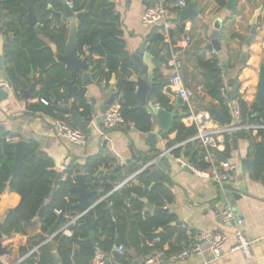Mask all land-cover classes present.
Wrapping results in <instances>:
<instances>
[{"label": "trees", "instance_id": "1", "mask_svg": "<svg viewBox=\"0 0 264 264\" xmlns=\"http://www.w3.org/2000/svg\"><path fill=\"white\" fill-rule=\"evenodd\" d=\"M33 1L42 37L53 44L59 53H62L65 48L66 27L63 24L53 27L47 8L50 6L56 11H61L63 4L68 2L77 12L85 13L77 27L79 56H83L84 50L89 48L90 57H98L92 71L95 84L102 82L108 84L111 77L115 76L116 103L119 106L123 125L130 123L141 133L151 132V115L139 108L134 100L135 84L130 81L134 70L129 64L126 43L113 2L111 0ZM173 1L165 0V4H173ZM218 5L223 7L225 2L219 0ZM2 9L8 19L3 23V31L6 35H13V38L5 44L4 60L6 73L14 88H18L19 76H21L18 56L21 51L27 49L31 54L30 61L33 68L36 65L40 68V74L35 83L41 85V90L34 96L39 95V100L54 99L56 102L63 100L64 93H61L56 85L61 80L70 78L71 73L55 63L51 49L33 32L32 28L24 24L27 1L6 0L2 4ZM147 40L156 52L166 47L158 28L151 30ZM166 53L164 59L169 68V52ZM198 67L203 72V91L211 100L218 103L219 113L227 123H230L232 120L230 110L221 95L224 66L221 67L218 60L213 58L207 61L198 60ZM151 82L149 98L159 108L170 109V98L165 94V91L167 93L169 91L167 90L169 81L157 71ZM235 103L240 108V117L244 123L260 124V121L253 117L257 113V101L249 106L237 94ZM79 108L83 109L80 113L82 117L91 116L88 105L82 99L76 100L71 109L77 112ZM27 110L64 120L72 128L86 132L74 116L65 118L64 115L57 113L52 105L45 106L38 102V104H29ZM171 130L176 133V138L169 142L170 147L196 134L194 127H185L177 117L174 118ZM241 133L243 132L224 134L223 144L227 157H229L232 140ZM244 135L249 144L248 157L251 158L249 178L264 186V144L258 141L262 139L264 131L258 130L254 135L252 131H248ZM13 154L9 143L4 138L0 140V196L5 191H9L20 197L19 204L6 213L1 233L6 238L13 235L27 238V244L19 248L20 257L36 248L21 264H57L55 257L59 258L60 264H92L97 250L104 255H109L115 245L122 246L125 251L122 256L113 255V259L121 264H130L133 258L145 257L152 251L162 249L165 244L169 246L165 253L168 258L186 243V229L170 225L176 221L173 215L165 216L159 213L143 215L144 205L140 201L143 192L147 202L155 208L168 207L173 203L174 196L168 187V178L164 173L145 170L110 194L108 199H103L93 207L89 215L96 223V230L94 242H90L88 229L82 225V219L69 228L70 236L59 231L69 217L80 213L73 208L74 194L70 191L74 185L72 178L76 174L85 175L89 187L94 191L89 200L92 205L106 194V192H98L100 185L113 183L116 180L115 173L112 171L117 164L116 159L108 151L101 150L97 155L87 158L83 165L70 163L63 172L66 181L60 182L53 191L56 178L54 161L41 152L36 143H29L23 164L18 172L10 177ZM171 154L174 159L183 158L197 169L204 170L208 167L203 159L204 153L200 152L195 142L174 148ZM102 167L105 172L98 174V170ZM137 171V166L129 165L124 180ZM107 207H110V212L107 211ZM50 237L52 238L48 241ZM154 238H159L160 242L151 246L150 243ZM0 264L4 263L0 262Z\"/></svg>", "mask_w": 264, "mask_h": 264}, {"label": "crops", "instance_id": "2", "mask_svg": "<svg viewBox=\"0 0 264 264\" xmlns=\"http://www.w3.org/2000/svg\"><path fill=\"white\" fill-rule=\"evenodd\" d=\"M111 1L115 6V12L119 18L120 29L126 43L128 58L130 55L135 54L142 45L143 41L146 40L147 44L153 48V57L160 58V66L155 68L153 77L158 71L164 79L169 81L172 76V71L167 67L164 59V56L167 55L166 52H168L167 44L164 42L166 47L162 48L161 51L156 52L154 47L147 40V36L153 28L143 29L140 24V16L146 9L144 4L145 0H129V2L127 0ZM155 1L156 0H153L151 4ZM178 1L180 0H174L172 2L173 6ZM185 1L186 4L190 2V0ZM193 1L195 9H198L200 6H204V9L199 12L200 14L192 23L185 21L182 25H179L175 16L181 10L173 8L171 11L174 26L173 32L178 35V39L180 40L178 47L179 58L182 63L180 71L181 80L185 87L195 92V97L191 102L192 107L195 110L208 111L207 108H214L218 111V103L211 100L202 89L203 72L198 67V60L207 61L213 58L218 60L221 67L224 66L225 62L228 64L225 75L223 74V81L226 86L227 93L229 94L230 92V89L227 87L229 82L227 77H229L231 80H237L239 82L237 94L240 98L249 106L254 104L256 102V88L259 78V68L264 60V52L261 49V44L264 40V0H238L235 14L228 12L225 9V5L223 7H219V0ZM223 1L226 2V0ZM64 4L72 8L70 3L65 2ZM257 9H260L257 29L258 34L250 46L247 47L246 51L248 52V57L245 66L241 67L238 65V59L241 56L244 41L249 35V20ZM53 12L62 11H56L53 9ZM4 16L5 19L3 23L8 20L5 12ZM51 20L53 27H57L58 24L67 26V20L63 17L57 21V24L54 23L53 18ZM215 30L219 32L218 41L220 43V50L217 52L208 50L207 48V45L210 43L211 33ZM39 37H41V40L50 49L54 47V45L47 39L43 38L42 35ZM30 55L31 54L28 50L24 49L18 56V64L21 65V76H19L18 88L26 91L29 90L31 84L34 85L32 97L28 101H23L20 93H15V91L7 89L5 83L0 81V88H4L9 93L8 99L0 102V126H2L6 132V136L3 137L4 139L6 137H12L17 140H25L28 143H36L39 150L47 154L54 161L56 173L61 172L62 174L70 163L83 165L87 158L97 155L101 150L108 151L109 154L116 159L117 164H121L123 160L129 158V141L132 142L135 155L138 156L139 160L129 161L121 168L124 177L127 176L126 171L129 165L137 166L139 171L143 166L151 162L146 159V157L141 155V152L147 150L144 138L150 133H154L157 136L161 131L155 118L151 116L152 130L149 133H141L137 131L130 123L124 125L121 124L117 128L107 131L102 127V123L99 124L96 121V116L99 115L98 107H100L102 102L110 96L107 89L110 86L111 79L108 84L102 82L97 85L93 81L91 84H87L85 86L87 93L85 99L82 100L88 105L91 116L89 118L82 117L80 115L83 110L82 108H79L77 113L85 121L89 122L88 126L90 128V132H87L82 126L86 131L84 132L87 136L86 144L83 146H74L70 145L63 139L56 137L54 123L55 121L61 119H55L51 116L45 115L44 113H34L27 110V106L29 104H38L40 101L38 97L39 95L35 97L34 94L41 90V85H37L35 83V80L40 74V68L38 65L33 68L30 61ZM97 60V56H91L89 68L93 65L95 66V61ZM131 67L133 68V66ZM134 73L135 70L130 78V81L132 82L135 81ZM90 77L91 80H93L92 74ZM68 79H73L72 75ZM57 85L56 87L59 88L60 92L65 95L64 88L58 87ZM78 85L83 86L81 82H79ZM167 90H169L168 87ZM113 92L116 93L115 84L113 86ZM165 94L170 98L171 105V108L166 111L173 115V121L175 117L179 118L178 116L180 114L187 113V108L181 101L179 107L174 105L176 95L172 91L169 90L168 93L165 91ZM90 98L95 101V106L90 104ZM147 102H153L157 109H161L149 97L147 98ZM233 102L235 103V100ZM233 102L229 101L228 96L226 104L230 110L231 118L232 111L230 105ZM70 103L71 104L68 107L63 108L71 109L74 102L70 101ZM62 115H64L65 118L72 116L65 114ZM179 119L182 122L183 118ZM79 123L81 124V122ZM242 132L243 133H241L236 139L232 140L231 149L228 153L229 157H227L225 153V146L223 143L218 144L217 148L213 151V156L217 163L222 162L218 158L219 155L226 159V161L223 162H228L231 165V178L225 185V188L230 189L239 196L234 201L237 212L234 214L236 219L240 221L239 229L242 235L249 242H251L252 258H245L239 251L230 252V249L236 243L234 235L237 229L236 224L220 223L216 218L217 209L230 206L225 200H215L217 188H219L215 182L198 177L192 171H185L186 167L179 165L176 159H174L171 151L174 148L179 147L181 143L176 144L173 147L168 146L169 142L174 141L176 138V133L170 129V131L165 133L162 138L157 137L156 143L157 147H160L163 152H167L169 155V165H165L168 170L167 173L164 174L168 178V187L174 196V201L166 208L169 209V215H173L175 217V222L180 223V225L175 226H181L186 229V243H184L178 252L168 258L166 257L168 260H173V258L182 249L188 247L192 239L195 238L197 234L201 232H211L220 233L227 238V242L224 246V250L227 251V253L224 257L216 258L212 254L206 253L203 256L191 257L178 264H264V186L261 183L253 181L249 178L248 170L251 165V158L248 157L249 144L247 139L244 138L246 131ZM255 133L253 132V135ZM233 141L236 142L235 146L233 145ZM258 141L261 142L260 139ZM195 143L199 147L200 152H203L200 144L198 142ZM244 160L247 161L245 169L238 172L239 167L242 166V161ZM142 163L143 165H141ZM153 168L154 165L147 170L152 171ZM103 172H105L103 167L98 170V174ZM114 173L116 176V172ZM136 173L126 177L125 180ZM118 184H120V182ZM118 184L115 189L119 186ZM89 190H92L91 187H89ZM98 192H106V194L99 200H103V198L109 194L108 190L102 187H100ZM19 202L20 197L16 193L5 191L0 196V221L6 216V213L10 209L15 208ZM231 210L233 209L231 208ZM144 214H149L145 213V207L143 210V215ZM26 244L27 238L25 236L13 235L10 238H6V240L2 242V245L6 246L8 254L0 258V262H3L4 264H14L19 258H21L19 255V248L24 247ZM168 248V244H165L162 247L165 253ZM140 260L141 258H133L130 264H142ZM113 261L115 264H121L115 259H113Z\"/></svg>", "mask_w": 264, "mask_h": 264}, {"label": "water", "instance_id": "3", "mask_svg": "<svg viewBox=\"0 0 264 264\" xmlns=\"http://www.w3.org/2000/svg\"><path fill=\"white\" fill-rule=\"evenodd\" d=\"M27 1V14L24 20V24L32 28L33 32L37 36H41V31L39 30V22L36 18L35 8H34V1L33 0H26ZM129 2V0H127ZM153 0H145L146 8L149 7ZM6 0H0V81L4 82L6 88L9 90L15 91V93L21 94V99L23 101H28L32 97V92L34 91V85L31 84L29 90H20V88H14L13 84L11 83L6 70H5V60H4V48L5 44L13 38L12 34L6 35L3 31V21L5 19L4 11L2 9V4L5 3ZM238 0H226L225 2V9L232 13H236V6ZM204 9V6H200L198 9L194 8V1L190 0L186 4V6L181 9V11L175 16V19L178 21L179 25H182L185 21H189L192 23L194 19L200 14L199 12ZM48 12L50 13V19H54V23L57 24V21L63 17L67 20L66 27V39H65V48L62 53H59L56 47H52V54L55 63L61 66L65 71L71 73L72 78L61 80L58 83V87H62L65 90L64 98L66 100L76 102L78 99H85L87 89L86 85L91 84L93 80H91L90 75L94 69V65L89 68L90 62V49L86 48L84 50V55L79 56L78 54V43H77V27L78 24L82 22L85 13L77 12V10L68 7L66 4H63L62 12H53L52 7L47 8ZM260 16V9H257L251 19L249 20L248 25L250 26L249 35L244 41V47L242 49V53L240 58L238 59V65L241 67L245 66L248 52L246 51L247 47L250 46L252 41L257 37L258 34V21ZM219 32L213 31L210 36V43L207 45L208 50L211 51H219L220 50V43L218 41ZM261 49L264 52V40L261 44ZM129 64L133 66L135 73V92H134V100L137 106L144 111H147L153 118H155L157 125L160 127L161 131L156 136L154 133L148 134L144 138V143L147 146V150L141 152V155L146 157L149 161H154V168L152 172L161 171L163 173H167V167L169 155L167 152H163L160 147H157L156 138H162L165 133L169 132L171 129L173 115L166 111L165 109H157L153 102H147V98L151 94V81L153 77V72L155 68L160 66V58L153 57V48L147 44V41L144 40L140 48L135 54L129 56ZM228 64L224 63V68L222 69L223 74H225V69ZM228 78V85L227 87L230 89L228 94L229 101L233 102L237 96V92L239 89V82L237 80H231ZM81 82L83 86H79L78 83ZM115 84V76L111 77L110 86L107 89V92L110 94L109 98L104 100L100 107H98L99 115L96 116V121L101 124L102 119L101 116L107 110L109 106H111L117 100L116 93L113 92V86ZM16 89V90H15ZM9 97V93L4 89L0 88V102L7 100ZM256 101L258 103L257 113L253 115V117L259 120L261 123H264V60L262 61L260 68H259V78L258 84L256 88ZM89 102L92 106H95V101L90 98ZM176 107L180 106V99L176 97V101L174 104ZM53 109L60 114L65 115H72L74 116L79 122H81L82 126L86 129L87 132H90L89 122L85 121L76 111H72L69 108L57 107L53 106ZM209 113L211 114L214 121H216L220 126H224L226 124L225 119L222 115L215 110L214 108H207ZM187 114H180L179 118H184ZM6 136L5 129L0 126V140ZM261 143L264 144V135L261 139ZM236 142L233 141V145L235 146ZM13 149V165L10 172V177L14 176L17 172L19 167L23 164V159L25 155V151L29 145V143L25 140H18L15 143L9 144ZM130 155L129 158L123 160L121 164H117L112 171L116 172V180L113 183H105L101 184L100 186L106 190H108L109 194L106 195L103 199H108L110 194L115 192V188L117 184L124 181V175L122 174L121 168L126 165L129 161H138V156L135 155L134 146L131 141H129L128 146ZM220 161H226V159L222 156L218 155ZM247 161H242V166L239 167L238 172L245 169V165ZM143 165V163L141 164ZM185 171L190 172L188 168H185ZM62 173H56V178L54 181L53 191L58 187L60 183V179L62 177ZM72 181L74 185L70 188V191L74 194L73 197V208L77 209L80 214L82 215L81 219L83 220L82 225L87 227L89 236L88 241L94 242V231L96 230V223L91 220L89 212L90 210L98 205L102 200L95 202L94 204L90 205L89 200L93 196L94 191L89 190V185L87 183L86 177L84 174H76L73 176ZM119 185V184H118ZM153 184L151 185V187ZM215 200L217 201H227L228 205L233 209L234 213L236 212L235 209V200L237 199L238 194L232 192L230 189L224 188L220 190L217 188ZM145 192H143V197L140 201L143 203L145 207V213H159L161 215H169V209L166 207L162 208H155L151 204H149L144 197ZM107 211H111L110 207H107ZM5 217L0 221V258L8 254V250L6 246L2 245V242L6 240V237L2 235L1 228L3 225ZM171 226L180 225L179 222H173L170 224ZM160 233V231L158 232ZM57 264H60V260L58 257H55Z\"/></svg>", "mask_w": 264, "mask_h": 264}, {"label": "built area", "instance_id": "4", "mask_svg": "<svg viewBox=\"0 0 264 264\" xmlns=\"http://www.w3.org/2000/svg\"><path fill=\"white\" fill-rule=\"evenodd\" d=\"M186 6L185 1L180 0L176 4H165V0H156L149 7H147L140 16V24L143 29L158 28V32L163 36L164 42L168 46L169 60L168 65L172 71V76L169 80L168 88L172 91L176 97L187 108V115L182 119L183 125L187 128L194 127L196 129V134L184 141L179 145L184 146L189 142H198L203 149L204 162L207 164V168L200 170L192 166L185 159H176L179 165L188 168L198 177L209 179L217 184L220 190L225 188V185L231 178V165L228 162L217 163L213 156V151L217 148L218 144L223 143L224 134H233L242 131H252L256 132L258 130L264 131V123L260 124H248L244 123L240 117V108L236 103L230 105L232 111V120L230 123L224 126H219L216 121L213 120L211 114L206 110H195L192 107V100L195 97V92L184 86L180 71L182 67L181 60L179 58V47L178 35L173 32L174 26L172 22L171 11L173 8L183 9ZM221 95L223 99L227 102L228 93L226 91V86L223 81V87L221 89ZM43 105H52L57 107H68L71 103L65 99L56 102L54 99L39 101ZM102 127L111 131L117 128L119 125L123 124V119L119 111V106L114 102L111 106L101 116ZM55 135L58 138L63 139L70 145L83 146L87 142L86 134L79 130L72 128L69 124L63 120H57L54 123ZM5 141L9 144L15 143L18 140L12 137H6ZM154 165V161L149 162L141 168L135 175L121 182L116 191L123 187L126 183L134 179V177L141 172L150 169ZM66 177L62 175L60 182H65ZM128 206V205H127ZM59 214V212H57ZM82 215L79 213L75 216L69 217L66 224L59 230L62 234L70 236L69 228L77 224L81 219ZM217 221L220 223H235L236 231L234 233L236 243L230 249V252L239 251L247 259L252 258L251 253V242H249L241 233L240 221L236 219L231 207H224L217 209L216 211ZM188 235V233H187ZM189 236V235H188ZM52 237L48 238V241ZM190 238V237H189ZM227 242V238L220 233L211 232H201L192 239L188 247L182 249L173 260H168L165 256L163 249L155 250L141 258L142 264H178L186 261L191 257L203 256L206 253L212 254L216 258L224 257L227 251L224 250V246ZM159 243L158 238H154L151 241V246ZM36 248L28 252L21 258H19L14 264H21L30 254H32ZM124 248L120 245H115L109 255H104L98 250L95 252L92 264H115L113 261V255L122 256L124 254Z\"/></svg>", "mask_w": 264, "mask_h": 264}, {"label": "rangeland", "instance_id": "5", "mask_svg": "<svg viewBox=\"0 0 264 264\" xmlns=\"http://www.w3.org/2000/svg\"><path fill=\"white\" fill-rule=\"evenodd\" d=\"M263 59H264V55H263Z\"/></svg>", "mask_w": 264, "mask_h": 264}]
</instances>
